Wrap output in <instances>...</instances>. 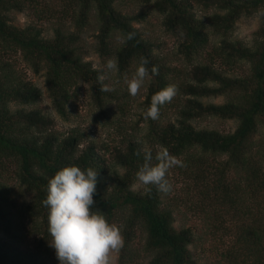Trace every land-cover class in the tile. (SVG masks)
Masks as SVG:
<instances>
[{
    "label": "trees",
    "instance_id": "obj_1",
    "mask_svg": "<svg viewBox=\"0 0 264 264\" xmlns=\"http://www.w3.org/2000/svg\"><path fill=\"white\" fill-rule=\"evenodd\" d=\"M140 1H152L165 32L179 40L176 54L186 69L167 66L154 56L151 44L131 26L132 19L113 8V0H0V264H59L55 249L49 246L48 210L41 201L49 178L64 166L97 168L93 210H100L110 224L121 228L124 247L117 264H140L138 255L148 258L146 264H197L188 252L191 234L172 227V210L160 200L162 193L155 187L148 195L131 188L143 163V153L138 156L137 151L143 147L152 149L153 155L167 148L186 164L174 167L177 173L188 174L214 199L229 200L233 192L239 195L237 204L251 211L246 188L264 200V15L259 14L264 0ZM26 8L38 21L52 24L50 37H44L38 26L16 28L8 22L9 12ZM196 10L215 13L197 18ZM91 11L97 22L96 52L100 58L118 59L117 77L134 72L141 56L149 60V70L158 66L159 74L152 76L150 71L147 78L143 110L157 91L171 83L178 85V95L160 108L159 119H145L146 131L140 138L121 137L108 146L84 143L76 129L60 136L50 118L38 110L23 109L37 103L40 92L13 65L15 53L32 74L43 73L51 107L63 121L68 120L67 105L80 83L88 86L99 110L105 102H118L112 92L99 90L101 73L81 57L80 35ZM256 12L259 26L251 46L230 40L238 18ZM208 31L216 43H211ZM128 32H134L135 38L111 51V35ZM241 64L246 68L236 74ZM221 96L226 97L221 104L200 101ZM168 110L172 119L161 120L162 111ZM207 117L232 120L236 125L231 133H221L192 124ZM259 130L262 139L255 153L253 140ZM230 171L240 174L243 187L224 181ZM211 173L216 178L208 182ZM9 175L31 194L29 204L19 212L3 182ZM249 223L241 222L236 228L238 245L244 249L226 253L224 264H264V206Z\"/></svg>",
    "mask_w": 264,
    "mask_h": 264
},
{
    "label": "rangeland",
    "instance_id": "obj_2",
    "mask_svg": "<svg viewBox=\"0 0 264 264\" xmlns=\"http://www.w3.org/2000/svg\"><path fill=\"white\" fill-rule=\"evenodd\" d=\"M151 3H143L140 0H113V8L120 14L128 16L132 19L131 26L138 31L141 37L145 38L152 46V54L163 61L167 66L182 70L187 68V64L181 60L176 54V48L179 43L175 37L168 32H165L161 25L162 16L157 14L151 8ZM215 13L212 10L203 12L195 11L197 18H203ZM8 22L16 27L23 28L25 26H38L44 37L51 36V23L46 21H38L31 10L27 8L23 12H9L7 14ZM67 24V23H66ZM259 26L258 12L249 16H241L235 22L230 33V40L238 41L244 46L250 47L253 41V33ZM69 31L72 29L68 26ZM97 22L95 15L91 11L87 19V24L83 28L80 35V53L83 61L89 62L92 68L98 69L106 64L112 55L106 58H100L96 52ZM211 43H216L217 39L208 31ZM119 35L113 33L110 38V49L113 51L121 43L118 40ZM13 65L16 69H21L25 73V77L29 80L40 92V98L37 103L30 107H23L24 110L35 109L41 114L47 116L53 121L54 130L64 136L68 130L76 129L84 136V143H94L96 145L108 146L111 141L117 142L121 137L140 138L146 131V120L143 118L142 102L145 97L148 79L146 78L144 86L136 97H132L126 85L123 83V76L117 77L115 73H109L105 83L110 84L115 91H111L115 101L105 102V105L98 109L95 105L93 96L86 84L80 83L77 88L75 97L67 105L69 112L68 120L63 121L54 112L51 107L50 100L43 83V73L34 75L21 61L18 53L11 57ZM236 74L245 70L244 64L239 65ZM133 74L130 73L129 77ZM110 92V93H111ZM226 100V97H211L203 98L200 101L204 104H221ZM119 104V105H117ZM11 109H19L20 107L11 106ZM164 116L161 120L166 121L172 119L171 110L166 113L162 111ZM192 124L199 129L215 130L221 133H231L236 123L232 120H221L217 118H203L194 120ZM119 126V128H117ZM262 135L258 131L257 136L253 140L254 152L259 151ZM258 158V157H257ZM256 158V159H257ZM121 173L122 170H119ZM264 173V164H262ZM224 181L227 184H233L243 187L240 181V174L230 171L224 174ZM4 179V184L9 190V197L16 205L18 212L27 206L31 199V194L19 188L10 178ZM209 180L216 178L211 173L208 176ZM167 179L172 185V191L168 194L162 193L160 200L165 206L172 210V227L175 230L188 229L192 241L188 246V252L197 264H224L226 253L233 252L235 249H244L243 245H238V234L236 228L241 222L249 223L256 218L257 211L264 206V200L261 196L246 189V200L249 202L247 208L244 209L241 204H237L236 200L239 195L230 193V199H214L211 192L201 190L200 185L192 181L188 174H178L176 168L169 170ZM132 190L142 192L143 186L136 179L132 185ZM210 191V188L207 189ZM205 193V194H203ZM213 199V200H212ZM17 214V213H15ZM250 224V223H249ZM25 235V233H24ZM0 238L3 235L0 232ZM32 240V237L30 238ZM137 242L141 243L142 238L137 237ZM140 248L136 246V248ZM113 264H117L118 253H113ZM138 262L146 264L148 258L138 255Z\"/></svg>",
    "mask_w": 264,
    "mask_h": 264
},
{
    "label": "clouds",
    "instance_id": "obj_3",
    "mask_svg": "<svg viewBox=\"0 0 264 264\" xmlns=\"http://www.w3.org/2000/svg\"><path fill=\"white\" fill-rule=\"evenodd\" d=\"M264 15V11L259 13ZM135 38L134 32L121 34V44ZM149 60L141 56L133 74L123 76V83L128 93L136 97L144 86L146 78L159 74L158 66L149 70ZM101 74L97 77L101 92L115 89L105 81L109 73H117L118 59L113 57L97 69ZM179 88L175 83L168 84L151 97L150 106L143 110L144 119L158 120L160 108L178 95ZM143 153V163L136 172V179L143 186L146 195L152 188L168 194L172 185L167 174L174 167L184 168L186 164L172 155L167 148L161 147L153 155L152 149L143 147L137 151ZM96 167L82 169L76 165L64 166L57 170L48 180L47 195L41 203L47 208V231L51 239L49 246L55 249L59 264H113V253H119L124 247L121 228L109 223L100 210H93L98 182Z\"/></svg>",
    "mask_w": 264,
    "mask_h": 264
}]
</instances>
